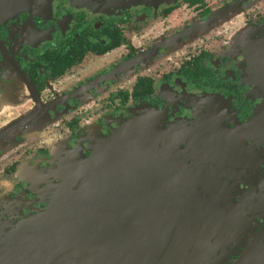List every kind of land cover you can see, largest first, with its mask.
<instances>
[{
    "label": "flooded vegetation",
    "instance_id": "flooded-vegetation-1",
    "mask_svg": "<svg viewBox=\"0 0 264 264\" xmlns=\"http://www.w3.org/2000/svg\"><path fill=\"white\" fill-rule=\"evenodd\" d=\"M37 3L0 0V264H82L58 240L74 232L57 198L137 119L168 165L150 170L165 174L153 197L131 204L200 205L221 188L264 228V0ZM144 210L112 218L118 235L168 236L182 219ZM144 220L156 223L122 225ZM245 233L221 232L231 254L218 264L238 259Z\"/></svg>",
    "mask_w": 264,
    "mask_h": 264
},
{
    "label": "water",
    "instance_id": "water-1",
    "mask_svg": "<svg viewBox=\"0 0 264 264\" xmlns=\"http://www.w3.org/2000/svg\"><path fill=\"white\" fill-rule=\"evenodd\" d=\"M44 0H41V2ZM32 7H38L37 0H24ZM153 126L145 119L132 120L123 126L110 139L111 151H97L86 168L89 176L86 181L78 179L73 187L78 192L59 195L57 200L63 207L64 223L73 229V236L59 237L63 246L74 248V261L82 264H108L115 262L132 264H218L225 255L227 246L221 232H230L235 241L242 236L247 244H242L238 259L233 264H264V228L258 232L250 228L252 220L242 211V203L230 205L224 203L225 190L210 189L208 203L191 198L188 203L151 206L146 202L130 203L133 199L145 201L152 198V183L162 184L165 175L162 172H150L152 167L161 171L167 164L163 157L162 144L153 137ZM171 166V164H169ZM185 193L196 190L194 186H183ZM213 188V187H212ZM86 192L85 196L83 193ZM162 194L160 188L159 196ZM172 204V203H170ZM146 209L150 214L170 216L182 215V219L169 221L170 233L154 237L120 236L115 216H131L134 210ZM168 209V211H167ZM146 210L145 213H146ZM210 219L200 221L198 216ZM137 224L142 230L150 228L156 221H126L125 224ZM159 226L162 222H157ZM68 227V228H69ZM139 228V227H138ZM249 232L247 233V231ZM87 232L86 235L82 233ZM214 233H218V245L210 251ZM127 243V248L122 247ZM231 243H228V245Z\"/></svg>",
    "mask_w": 264,
    "mask_h": 264
},
{
    "label": "rangeland",
    "instance_id": "rangeland-1",
    "mask_svg": "<svg viewBox=\"0 0 264 264\" xmlns=\"http://www.w3.org/2000/svg\"><path fill=\"white\" fill-rule=\"evenodd\" d=\"M236 252H238V250L237 249H234V253H236Z\"/></svg>",
    "mask_w": 264,
    "mask_h": 264
}]
</instances>
